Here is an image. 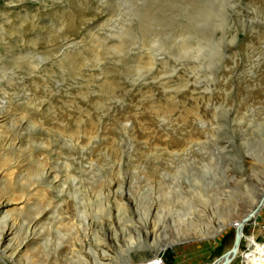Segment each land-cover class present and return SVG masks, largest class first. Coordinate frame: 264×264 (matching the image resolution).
I'll list each match as a JSON object with an SVG mask.
<instances>
[{
    "label": "rangeland",
    "instance_id": "rangeland-1",
    "mask_svg": "<svg viewBox=\"0 0 264 264\" xmlns=\"http://www.w3.org/2000/svg\"><path fill=\"white\" fill-rule=\"evenodd\" d=\"M263 191L264 0H0V264H211Z\"/></svg>",
    "mask_w": 264,
    "mask_h": 264
},
{
    "label": "bare ground",
    "instance_id": "bare-ground-1",
    "mask_svg": "<svg viewBox=\"0 0 264 264\" xmlns=\"http://www.w3.org/2000/svg\"><path fill=\"white\" fill-rule=\"evenodd\" d=\"M264 197V191H263V194L261 195ZM264 205V201L262 203V200L259 201V202H256L252 207L251 209L249 210L248 213H246L244 216H241L242 218H244L247 214L251 213L252 217L254 215H256L255 213L258 211V208L260 207V205ZM240 221H237L235 222V230H237V224L239 223ZM224 227V226H222ZM221 228V227H220ZM219 228V230H220ZM222 229V228H221ZM214 234V233H213ZM241 236L243 237L244 234L242 233L241 231ZM260 235H263V233H260ZM241 237V238H242ZM240 238V240H241ZM247 241H248V245H249V249L251 250L250 253L247 254L246 256V261L247 263L249 264V262H251L250 264H264V241L262 240H258V236L256 234H252L250 236H247ZM234 244V242H233ZM233 247V245H232ZM231 247V248H232ZM238 250H239V246L237 248V251H236V254L234 255L233 258H235L237 255H238ZM159 251V250H158ZM157 251V252H158ZM229 251V250H228ZM227 252V251H226ZM224 252L219 258H217L216 260L212 261L211 264H214L217 260H221L223 261L225 259L224 254L226 253ZM233 258H231L230 260H232ZM230 260H228L227 262H225L224 264H229ZM224 262V261H223ZM148 264H157V261H151L149 262Z\"/></svg>",
    "mask_w": 264,
    "mask_h": 264
},
{
    "label": "water",
    "instance_id": "water-1",
    "mask_svg": "<svg viewBox=\"0 0 264 264\" xmlns=\"http://www.w3.org/2000/svg\"><path fill=\"white\" fill-rule=\"evenodd\" d=\"M252 217L251 213L247 214L244 218H242L240 220V222L237 224V230H235V237H234V244L233 247L227 251L223 257H225V259L223 261L221 260H217L214 264H224L225 262H227L228 260H230L231 258L234 257V255L236 254L237 248L239 246L240 243V238H241V230L243 228V226L245 225V223Z\"/></svg>",
    "mask_w": 264,
    "mask_h": 264
}]
</instances>
